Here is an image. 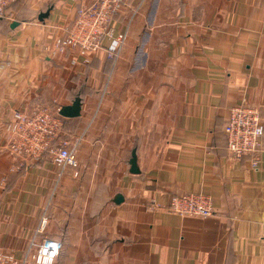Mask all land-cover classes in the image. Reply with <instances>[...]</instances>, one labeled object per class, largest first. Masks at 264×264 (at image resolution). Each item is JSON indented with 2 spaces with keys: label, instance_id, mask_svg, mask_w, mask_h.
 <instances>
[{
  "label": "crops",
  "instance_id": "obj_1",
  "mask_svg": "<svg viewBox=\"0 0 264 264\" xmlns=\"http://www.w3.org/2000/svg\"><path fill=\"white\" fill-rule=\"evenodd\" d=\"M95 1L19 0L0 20V248L23 260L53 238L55 264H264V145L255 169L224 130L239 105L264 124V0H126L117 61L108 39L87 62L58 52ZM76 99L62 137L78 168L5 149L16 112ZM187 194L209 196L214 216L156 208Z\"/></svg>",
  "mask_w": 264,
  "mask_h": 264
},
{
  "label": "built area",
  "instance_id": "obj_2",
  "mask_svg": "<svg viewBox=\"0 0 264 264\" xmlns=\"http://www.w3.org/2000/svg\"><path fill=\"white\" fill-rule=\"evenodd\" d=\"M18 1L0 0V20L5 17L6 9ZM125 1L96 0L89 6L80 7L74 25L58 42L57 51L64 53L68 49H76L87 62L89 55L102 49L103 42L108 39L111 42L107 48L108 58L117 61L127 35L123 33L115 36L112 20ZM60 110L56 113L47 108L32 114L16 112L6 126L9 137L5 149L22 162H34L47 157L57 167L78 168L74 149L77 142L62 137L64 120L59 114ZM224 130L232 159L251 157L253 167L258 169L264 145V124L259 111L246 105L233 107ZM156 208L183 217L208 218L215 214L211 198L203 194L176 196L169 204L156 205ZM31 246L29 255L23 260L0 248V264H55L63 249V243L53 238H45Z\"/></svg>",
  "mask_w": 264,
  "mask_h": 264
},
{
  "label": "water",
  "instance_id": "obj_3",
  "mask_svg": "<svg viewBox=\"0 0 264 264\" xmlns=\"http://www.w3.org/2000/svg\"><path fill=\"white\" fill-rule=\"evenodd\" d=\"M48 17V14H43L40 19ZM81 101L80 99H76L71 106H65L60 110V116L63 118L75 119L81 116ZM135 161H133V167L135 168ZM118 202V201H117Z\"/></svg>",
  "mask_w": 264,
  "mask_h": 264
},
{
  "label": "trees",
  "instance_id": "obj_4",
  "mask_svg": "<svg viewBox=\"0 0 264 264\" xmlns=\"http://www.w3.org/2000/svg\"><path fill=\"white\" fill-rule=\"evenodd\" d=\"M63 120H64V118H63Z\"/></svg>",
  "mask_w": 264,
  "mask_h": 264
}]
</instances>
